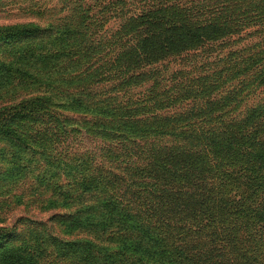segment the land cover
<instances>
[{
    "label": "trees",
    "instance_id": "1",
    "mask_svg": "<svg viewBox=\"0 0 264 264\" xmlns=\"http://www.w3.org/2000/svg\"><path fill=\"white\" fill-rule=\"evenodd\" d=\"M61 4L54 23L14 27L6 38L27 36L0 53V93L36 92L0 106V145L28 144L10 117L82 116L92 111L84 91L94 92L107 122L92 126L114 141L119 161L106 171L90 162L73 186L43 198L59 203L77 192L85 209L66 212L68 234L82 238L73 244L79 260L65 264H264V102L239 104L253 83L264 86V44L228 45L261 23L264 0ZM174 60L183 65L169 71L165 63ZM18 152L31 168L41 158ZM5 217L0 212V264H59L30 231L13 240Z\"/></svg>",
    "mask_w": 264,
    "mask_h": 264
},
{
    "label": "rangeland",
    "instance_id": "2",
    "mask_svg": "<svg viewBox=\"0 0 264 264\" xmlns=\"http://www.w3.org/2000/svg\"><path fill=\"white\" fill-rule=\"evenodd\" d=\"M61 1L0 0V53L9 52L18 43L26 42L27 36L17 35L15 38L6 39L7 36L15 33L12 28L27 27L31 23L41 24L43 27L46 25L45 21L50 20L54 23L53 21L63 17L59 13L62 7ZM254 43L264 44V19L261 23L245 28L228 41L231 51L249 48ZM227 50L226 47L222 52L226 53ZM182 65L180 60L165 63L169 71L176 70ZM14 77L16 78V75ZM254 87L257 89L254 90ZM3 89L4 91L0 93L1 108L5 105L7 107L9 102L20 94L27 99L32 98V94L36 92L33 90V93L29 94V89L21 90L19 93L14 89L11 91L9 88ZM247 90L249 87L246 92ZM84 92L82 99L92 111L82 116L62 110L14 115L10 117L13 129L25 134L28 144L24 141L14 144L15 147L8 143L0 145V150L7 151L6 156L0 155V212L6 215V226L15 230L12 234L13 240L21 238L24 230L30 231L32 235L34 234V238L41 240L47 246L45 248L44 245V250L50 248L55 252L56 262L59 264H65V260L69 262L79 260L74 254L77 253L76 246L80 245L77 240L82 237L68 234L65 217L68 210H76V215H82L85 209L79 208L80 205L77 204L79 200L75 199L77 192L66 193L64 201L59 203L42 202L43 198L48 196L50 190L53 192L52 198H56L62 192L59 190L60 187L68 184L73 186L80 173L92 170L87 168L90 162L91 165L93 163L92 168L106 171L110 167L116 168L115 164L118 160L112 156L114 147L111 146L114 141L100 134L98 129L92 126L97 124L98 120H106V117L102 118L93 107L96 103L92 95L94 92L90 90ZM262 102H264V86L253 83L248 99L245 103L241 101L239 104L254 108L256 104ZM22 148L40 152L41 158L34 168L27 163L29 156L18 152ZM11 154L12 157L7 159ZM26 165L27 168L22 172V168ZM70 166L74 170H70ZM12 168H18L20 172L17 174L18 171L15 172ZM123 168L125 167L119 165L117 173H123ZM14 197L20 200L16 203V200H12ZM74 243L77 245L73 246Z\"/></svg>",
    "mask_w": 264,
    "mask_h": 264
}]
</instances>
